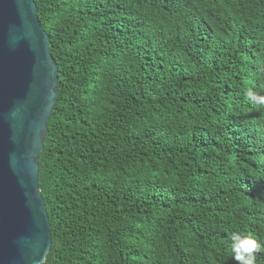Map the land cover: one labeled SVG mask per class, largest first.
Masks as SVG:
<instances>
[{
	"label": "trees",
	"instance_id": "obj_1",
	"mask_svg": "<svg viewBox=\"0 0 264 264\" xmlns=\"http://www.w3.org/2000/svg\"><path fill=\"white\" fill-rule=\"evenodd\" d=\"M57 65L42 264H264V0H34Z\"/></svg>",
	"mask_w": 264,
	"mask_h": 264
},
{
	"label": "water",
	"instance_id": "obj_2",
	"mask_svg": "<svg viewBox=\"0 0 264 264\" xmlns=\"http://www.w3.org/2000/svg\"><path fill=\"white\" fill-rule=\"evenodd\" d=\"M56 99L34 0H0V264H42L50 248L38 159Z\"/></svg>",
	"mask_w": 264,
	"mask_h": 264
},
{
	"label": "clouds",
	"instance_id": "obj_3",
	"mask_svg": "<svg viewBox=\"0 0 264 264\" xmlns=\"http://www.w3.org/2000/svg\"><path fill=\"white\" fill-rule=\"evenodd\" d=\"M247 95L253 104L264 106V94L249 90ZM260 248L261 246L257 240L250 235L233 232L230 236L229 251L236 264H255V254Z\"/></svg>",
	"mask_w": 264,
	"mask_h": 264
}]
</instances>
